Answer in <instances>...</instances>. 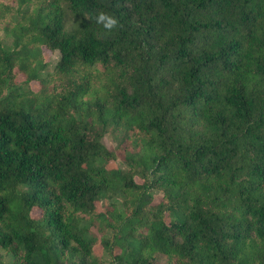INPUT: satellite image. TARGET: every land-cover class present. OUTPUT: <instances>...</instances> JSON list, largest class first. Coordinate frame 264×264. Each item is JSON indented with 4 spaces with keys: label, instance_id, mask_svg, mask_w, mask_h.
<instances>
[{
    "label": "trees",
    "instance_id": "trees-1",
    "mask_svg": "<svg viewBox=\"0 0 264 264\" xmlns=\"http://www.w3.org/2000/svg\"><path fill=\"white\" fill-rule=\"evenodd\" d=\"M0 264H264V0H0Z\"/></svg>",
    "mask_w": 264,
    "mask_h": 264
},
{
    "label": "rangeland",
    "instance_id": "rangeland-1",
    "mask_svg": "<svg viewBox=\"0 0 264 264\" xmlns=\"http://www.w3.org/2000/svg\"><path fill=\"white\" fill-rule=\"evenodd\" d=\"M43 53H44V58L49 61V69L52 70V68H53L56 60L58 59V53L57 52H52L50 49H48L46 47L43 48ZM22 80H23V75L22 74H19L18 77H17V82L20 83ZM37 86H38V83L37 82H33L32 83V87L33 88H37ZM105 142L109 146L110 145H113V142L109 138H106L105 139ZM117 165H118L117 161H112L110 163V166L111 167L112 166H117ZM95 250H96L97 253L100 254L101 251H102V248H101L100 245H97L96 248H95Z\"/></svg>",
    "mask_w": 264,
    "mask_h": 264
},
{
    "label": "clouds",
    "instance_id": "clouds-1",
    "mask_svg": "<svg viewBox=\"0 0 264 264\" xmlns=\"http://www.w3.org/2000/svg\"><path fill=\"white\" fill-rule=\"evenodd\" d=\"M98 25H101L107 33H111L117 29L120 25V20L114 14L101 11L96 15V21Z\"/></svg>",
    "mask_w": 264,
    "mask_h": 264
}]
</instances>
